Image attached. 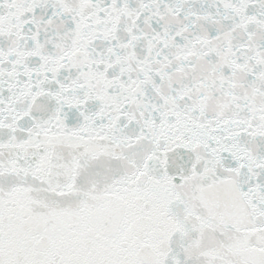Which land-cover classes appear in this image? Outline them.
Returning <instances> with one entry per match:
<instances>
[{
  "label": "snow or ice",
  "instance_id": "6c2138e0",
  "mask_svg": "<svg viewBox=\"0 0 264 264\" xmlns=\"http://www.w3.org/2000/svg\"><path fill=\"white\" fill-rule=\"evenodd\" d=\"M0 264H264V0H0Z\"/></svg>",
  "mask_w": 264,
  "mask_h": 264
}]
</instances>
